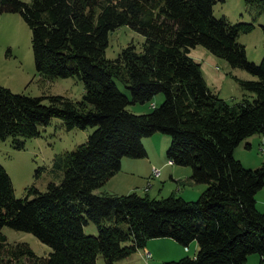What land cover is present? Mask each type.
Masks as SVG:
<instances>
[{
	"label": "trees",
	"instance_id": "obj_1",
	"mask_svg": "<svg viewBox=\"0 0 264 264\" xmlns=\"http://www.w3.org/2000/svg\"><path fill=\"white\" fill-rule=\"evenodd\" d=\"M246 7L264 0H244ZM216 0H0V17L17 12L30 28L34 61L42 80L77 77L81 99L63 95L30 96L0 84V139L25 148L56 117L68 130H95L85 143L54 159L61 176L45 191L26 188L18 197L0 163V264H96L102 254L115 264L144 248L152 238H173L199 249L164 264H243L251 254L264 261V212L256 194L264 188V163L246 168L234 153L247 137L264 133V57L247 59L239 35L250 22L232 23L213 13ZM127 25L145 37L142 49L125 47L106 57L109 34ZM202 45L232 67L256 79H239L255 93L230 104L208 86L190 49ZM116 80L130 90L124 94ZM160 105L137 114L130 104ZM171 136L167 159L192 168L191 178L206 185L196 200L177 194L96 193L122 168L124 157L144 158L143 138ZM248 146V145H247ZM62 174V175H61ZM94 222L97 235L84 226ZM33 233L52 247L38 256L26 242L9 243L2 228Z\"/></svg>",
	"mask_w": 264,
	"mask_h": 264
},
{
	"label": "rangeland",
	"instance_id": "obj_2",
	"mask_svg": "<svg viewBox=\"0 0 264 264\" xmlns=\"http://www.w3.org/2000/svg\"><path fill=\"white\" fill-rule=\"evenodd\" d=\"M213 13L217 18L226 16L232 23L250 22L254 24V29L249 33L240 34L238 40L246 46L247 59L260 63L264 57V12L258 5L248 9L244 0H216ZM144 41L145 37L139 32L127 25L120 26L109 34L106 57L116 59L129 44H134L140 51ZM190 56L200 63L202 74L211 90L226 102L234 104L241 102L244 98L249 100L255 98V93L242 88L239 79L253 80L256 79V76L244 69L232 67L225 59L214 55L202 45L191 48ZM116 82L120 90L131 98L130 90L119 80ZM0 84L15 93H24L30 96L63 95L72 99H81L84 92V83L77 77L42 80L34 61L30 28L17 12H4L0 17ZM163 100L164 95L159 93L150 102L130 104L129 109L137 114L147 113L153 109V104L160 105ZM94 130L95 127L92 126L85 129L68 130L62 119L54 117L48 125L40 126L39 136L25 140L24 149L15 148L12 145V137L6 140L0 139V163L11 176L16 195L24 197L27 192L26 188L33 185L40 191H45L50 182L59 183L61 176L53 170L55 157L66 151H72L85 143ZM143 140L149 155L161 157V159L156 161L157 164L152 165L148 171V168L145 167L148 161L147 157H129L131 161L139 164L138 167H130L132 173L127 176L130 180L129 183L120 184L125 182V176L116 174L113 181L109 180L106 183L104 190H107L108 187L110 188L109 192L125 190L129 186L140 184L141 181L144 185L149 179L147 177H149L151 169L155 167L159 168L162 174L152 180V187L150 181L145 187L146 192L151 189L147 194L152 198H167L171 194L180 196L182 193H185V196H193L198 193L200 187H204V185L195 184L192 178H189V181L194 183L191 186L186 179L179 185L172 182L169 175L166 179L167 167L163 164L167 160L169 164L173 165L166 157L167 149L171 144L170 135L155 134ZM234 155L246 168L255 169L261 166L264 163V133L247 137L237 146ZM178 167L183 169L184 173L192 169L190 166ZM141 188L136 192L144 194ZM256 200L257 208L264 212V188L258 191ZM84 232L88 235H97L96 224L89 222L84 226ZM2 233L6 235L9 243H28L38 256H48L52 251L51 246L43 243L31 232L4 226ZM192 243H197L199 247L197 240H193ZM147 244L150 249L141 248L115 264H164V262L179 260L186 256L192 257L194 254L193 247H185L173 238H152L148 240ZM96 264H106L102 254L98 255ZM243 264H264V261L259 254H251Z\"/></svg>",
	"mask_w": 264,
	"mask_h": 264
},
{
	"label": "crops",
	"instance_id": "obj_3",
	"mask_svg": "<svg viewBox=\"0 0 264 264\" xmlns=\"http://www.w3.org/2000/svg\"><path fill=\"white\" fill-rule=\"evenodd\" d=\"M155 134H161V133H155ZM155 134H153V135H155ZM146 138V137H145ZM144 139V138H143ZM143 142H144V140H143ZM145 145V147L147 148V146H146V144H144ZM148 153V155H147V159H148V161H147V163H146V165H145V167H147L148 168V171H149V168L150 167H152V165H155V164H157V162L156 161H158V160H160L161 159V157H153V156H151V155H149V152H147ZM166 157H167V155H166ZM165 161V160H164ZM138 163L137 162H134V161H131V159L130 158H128V157H124L123 158V160H122V168H121V171L119 172V173H117V174H124V176H125V182H123V183H120V184H128L129 183V179L127 178V176H129V174H131L132 173V171L130 170V167L131 166H133V167H138ZM164 166H166L167 167V171H166V175H165V177H166V179H167V177H168V175H169V178H170V180L172 181V182H175V183H177L178 185H179V183L181 182V181H183V180H188V183L190 184V186H191V184H198V183H196V182H194L193 180V182L194 183H192V182H190L189 181V178L191 179V175H192V169H189V171L187 172V173H184L183 172V169H179V165H176V164H169L168 162H167V160H166V162H164V164H163ZM156 168V167H155ZM161 174H162V171L160 170V175L158 176V177H160L161 176ZM116 176V175H115ZM115 176H113L110 180L111 181H113L116 177ZM158 177H153V168L151 169V171H150V175H149V177H147V178H149L148 179V181L146 182V184H144V185H142L143 184V181H141V183L140 184H135L134 186H129L128 188H126L125 190H119V191H116V192H109V190H110V188L108 187L107 188V190H104L103 188L105 187V185L102 187V188H100V189H98L97 191H95L96 193H98V194H101L102 192H108V193H111V194H118V195H121V194H129V193H132V192H136L140 187H142L141 189H142V191L144 192V194H141V195H145V194H147L151 189H149L147 192L145 191V187H146V185H147V183L150 181L151 182V187H152V180H154L155 178H158ZM114 178V179H113ZM121 179H123V177H121ZM110 181V182H111ZM164 181H166V180H164ZM168 182V181H167ZM164 183V182H163ZM166 183V182H165ZM164 183V184H165ZM142 185V186H141ZM200 185H204V184H200ZM150 187V188H151ZM205 188H206V185H204V187H200L199 188V191H198V193L197 194H193V196L192 195H188V196H185V193H182V194H180V196L181 197H183L184 199H186V200H195V199H197V197H199L200 195H201V193L205 190ZM180 191H182L181 189H180ZM261 211V210H260ZM261 212H263V211H261ZM197 245V243H191L188 247H193V252H194V254H193V256L197 253V251H198V249H199V247H198V245ZM143 249H150V247H149V245L147 244V246H145ZM261 258V257H260ZM262 259V258H261Z\"/></svg>",
	"mask_w": 264,
	"mask_h": 264
},
{
	"label": "built area",
	"instance_id": "obj_4",
	"mask_svg": "<svg viewBox=\"0 0 264 264\" xmlns=\"http://www.w3.org/2000/svg\"><path fill=\"white\" fill-rule=\"evenodd\" d=\"M172 163V162H171ZM160 175V169L159 168H153V177H158ZM148 187V186H147ZM148 254V252H146ZM149 256V255H148Z\"/></svg>",
	"mask_w": 264,
	"mask_h": 264
},
{
	"label": "bare ground",
	"instance_id": "obj_5",
	"mask_svg": "<svg viewBox=\"0 0 264 264\" xmlns=\"http://www.w3.org/2000/svg\"><path fill=\"white\" fill-rule=\"evenodd\" d=\"M148 188V187H147Z\"/></svg>",
	"mask_w": 264,
	"mask_h": 264
}]
</instances>
